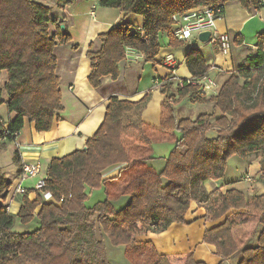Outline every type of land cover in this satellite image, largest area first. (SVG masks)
<instances>
[{
  "label": "trees",
  "instance_id": "obj_1",
  "mask_svg": "<svg viewBox=\"0 0 264 264\" xmlns=\"http://www.w3.org/2000/svg\"><path fill=\"white\" fill-rule=\"evenodd\" d=\"M77 1H96L100 7L143 18L139 31L130 32L126 24H118L99 35L100 50L87 53V81L92 88H98L105 77L118 78L126 48L136 50L151 63L161 49V34L167 35L170 48L182 46L174 31L190 10L208 6L224 9L230 1L246 9L264 7L261 0H54L58 8ZM52 15L51 7L35 0H0V74L6 73V81L0 83V106L5 105L13 115L7 123L0 118V148L14 141L25 119L35 132H48L59 118L62 104L53 51L57 45L68 44L70 36L66 26L60 29L64 19ZM255 47L257 52L230 74L213 97L201 95L198 86L186 80H182L183 87H175L173 97L169 95V77L161 80V93L167 96L158 129L141 120L150 91L137 102L110 97L104 120L85 142V149L48 163L42 191L49 192L52 199L45 202L34 190L19 194L16 217L26 224L37 211L36 230L14 231V218L5 204L7 194L0 197V264H109L104 237L111 246L123 247L131 264H171L167 256L157 254L150 241L137 237L185 225L193 203L208 205L204 218L210 222L231 210L257 216L262 229L256 245L243 249L237 264H264V195L246 197L234 189L221 193L223 186L207 193L204 188L207 181L223 182L227 160L232 156L244 160L254 154L264 181V31L257 35ZM184 62L192 79L206 76L211 68L195 47L188 50ZM187 96L192 97V103H213L219 116L211 113L195 120H178L172 107ZM209 130H215V136L207 137ZM155 138L173 141L161 171L155 170L150 158L133 159L125 144L130 139L148 147ZM17 158L16 153L15 162ZM120 164L126 166L122 173L129 179L120 194L128 201L116 209L106 193L102 201L88 207L90 191L102 188L106 192L102 172ZM19 168L21 174L22 165ZM31 192L35 194L32 200L28 197ZM202 242L213 248V255L221 262L238 250L227 220L204 230ZM184 264L206 263L190 254Z\"/></svg>",
  "mask_w": 264,
  "mask_h": 264
},
{
  "label": "crops",
  "instance_id": "obj_2",
  "mask_svg": "<svg viewBox=\"0 0 264 264\" xmlns=\"http://www.w3.org/2000/svg\"><path fill=\"white\" fill-rule=\"evenodd\" d=\"M35 1L51 7L56 18L64 19V27L66 26L70 36L68 44L57 45L53 51L57 60L56 75L59 78L62 110L58 120L53 123L48 132H35L32 123L25 119L23 128L15 140L16 143H9L0 148L2 173L6 172V175H9L3 163L6 157H8L7 164L11 167L12 184L9 189L12 192L7 194L6 198L9 207L20 197L13 193L14 187L19 184L18 178L21 175L19 166L38 163L40 166L38 175H43L44 168L48 166L51 159L62 158L75 150L83 149L87 139L95 134L103 122L110 97H116L121 101L137 102L150 91V100L142 112L141 120L144 124L158 129L161 121L162 104L167 93H161L162 88L156 87L154 81H161L169 76L168 70L162 66V60L165 56L170 54L178 62V67L174 73L176 80L170 81L172 88L169 95L176 97L174 90H176L178 80L191 78L184 57L192 47L200 50L207 65L211 67L207 76L213 80L217 94L230 74L236 72L250 54L257 52L256 37L261 31H264V7L246 9L237 1H230L225 4L222 15L214 22L211 29L213 39L211 38L206 43L196 41L194 45H191V42L196 39V35L189 42H183L182 46L172 49L167 46V35L161 34V49L153 62L146 63L144 59L133 62L131 60L135 55H132L131 60H123L119 64V76L116 80L105 77L101 80L98 88H92L87 81L89 74L87 53H95L100 50L99 35L106 33L111 27L118 24H126L130 32L139 31L143 27V18L138 15L125 16L118 9L100 7L96 1H77L69 7L61 8L57 7L54 0ZM222 35H227L229 39L230 48L227 52L221 50L220 42L217 39ZM5 81L6 73L2 72L0 83L3 84ZM216 94L206 97L210 98ZM184 99L192 102L190 96ZM202 105H210L213 108L211 102ZM12 117L13 115L8 112L6 106L1 105L0 118L2 121L7 123ZM164 145L167 146H164L163 152L161 151L162 143L158 144L157 150L154 149V143H151L152 149L150 148V153L146 156L151 159V163L164 161L172 149L173 141L165 142ZM9 152L11 154H8ZM16 153L18 155L17 162L14 160ZM125 168L124 164L114 165L102 172V179L105 180L106 185L104 195L107 193L112 196L111 185L115 184L118 179H123L125 175L122 172ZM258 170L259 166L257 165ZM25 182L26 180L21 183L23 190H34L24 188ZM220 186H223L221 191L225 192L234 188L235 184L228 185L227 189L224 190L225 185H222V181L204 183L207 193H211ZM28 197L31 200L34 199V192H31ZM121 198L123 196H120L119 201L117 199L113 202L118 205L122 202ZM125 198H123L124 203L128 201ZM205 247L211 248L207 245ZM175 261L176 264H184L178 257Z\"/></svg>",
  "mask_w": 264,
  "mask_h": 264
},
{
  "label": "rangeland",
  "instance_id": "obj_3",
  "mask_svg": "<svg viewBox=\"0 0 264 264\" xmlns=\"http://www.w3.org/2000/svg\"><path fill=\"white\" fill-rule=\"evenodd\" d=\"M54 16L55 15L53 14L52 17ZM50 32H54L53 26H50ZM195 35L196 34H194V36ZM174 91L176 92V90ZM172 108L174 116L178 120H195L201 114L211 113L219 116V112L214 108V104L212 108L210 105L192 103L187 99H181ZM215 134V130H209L206 133V136L212 137L215 136ZM128 140L125 144L130 150L133 159L144 158L150 153V146L142 147L135 144L132 140ZM165 142L166 141L164 140H156L155 138L152 143H154V149L156 150L159 148L158 144L162 143L163 146H161V151L164 152V146H167L164 145ZM172 147L173 146H171V148ZM8 154H11V152H9ZM7 160L8 157L3 160V163L5 164L4 167L6 168L9 175H6V172L2 173V170L0 169V197L6 195L8 190V194L12 192L9 188H7L8 186L6 184V182L12 184V177L10 176L11 167L8 166L9 164H7ZM150 164L155 168L156 171H161L164 167L165 162L163 160H160L155 164ZM257 165L259 166L258 171ZM46 169L47 167L44 168L43 175L25 179L26 182L24 188L34 189L37 182L45 178ZM260 176L261 167L258 158L254 154L247 156V158L244 160L237 156H232L227 160L226 174L225 178L223 179L222 185H225V190L227 189L226 187L228 185L235 184V189H232L241 191L246 197L261 196L264 195V181L260 179ZM127 178L128 175H125L123 177L124 181H122L123 179L120 178L115 182V184L111 185V201H117V199L118 201L120 200V196H122L120 192L123 185L127 181ZM221 193L224 192L221 191ZM104 198L105 195L102 188L92 190V192L89 193L86 205L88 207H92L94 204H96L98 201H102ZM123 198H125V196H123ZM123 198H121L122 202L116 206V209H121L125 205V203L123 202ZM5 204L9 205V202L5 201ZM19 207L20 200H17L16 202L11 203L10 207L8 208V211L14 218L13 230L16 232H32L36 230L39 227V223L36 219L37 211L35 212V216L32 221L26 224H22L16 217ZM207 207L208 205L197 206L195 203H193L191 205L189 213L186 216L185 225H172L165 231L145 232L139 235L137 239L150 241L157 254L167 256L171 264H176L175 259L177 257L180 258L182 262H184L185 258L190 254L193 255L196 261H201L206 264H237L241 256V251L247 247H253L256 245L257 238L262 229V226L259 223V218L255 215L248 214L244 210H231L226 216L220 218L217 221L210 222L206 221L204 218L209 209ZM225 220L230 223L231 235L235 243L237 244L238 250L230 258H227L223 262H221V260L213 255L212 247H205L206 244L202 242V236L204 230L216 226L219 223L224 222ZM103 243L105 245V252L109 264H131L124 256L123 247L111 246L106 237L103 238Z\"/></svg>",
  "mask_w": 264,
  "mask_h": 264
},
{
  "label": "built area",
  "instance_id": "obj_4",
  "mask_svg": "<svg viewBox=\"0 0 264 264\" xmlns=\"http://www.w3.org/2000/svg\"><path fill=\"white\" fill-rule=\"evenodd\" d=\"M261 3L264 6V0H261ZM223 13V9L217 6H208L199 9H194L186 12L180 19V23L178 24L176 30L174 31V37L181 42H189L190 39L194 36V34H198L203 31H210L214 26L215 20L220 17ZM174 20H176L174 18ZM195 35V36H196ZM212 38V37H211ZM210 38V39H211ZM213 39V38H212ZM220 42L221 50L223 52H227L230 48L229 39L227 35H222L217 38ZM132 55L135 57L132 59ZM140 59H144V56L137 52L132 48L125 49V59L124 60H131L133 62L139 61ZM162 66L168 70L169 72V79L176 80L174 73L178 67V62L172 55H167L162 60ZM186 83L189 85L198 86L199 92L201 95L210 96L216 94V87L213 82L207 75L199 78V79H192L186 80ZM163 83L159 80L154 81V85L156 87H161ZM184 82L182 80H178L177 86L183 87ZM19 135V134H18ZM17 135V136H18ZM17 138V137H16ZM12 143H16L15 140ZM40 172V166L38 163L33 165L22 164V173L19 177V184L14 187L13 193L14 194H23L25 190L22 189L21 183L27 178H34ZM45 178L39 180L35 185L34 191H38L41 193L42 199L45 202H48L52 199V196L49 192L42 191L44 188ZM9 192V190H8ZM7 192V194H8Z\"/></svg>",
  "mask_w": 264,
  "mask_h": 264
},
{
  "label": "water",
  "instance_id": "obj_5",
  "mask_svg": "<svg viewBox=\"0 0 264 264\" xmlns=\"http://www.w3.org/2000/svg\"><path fill=\"white\" fill-rule=\"evenodd\" d=\"M60 29L64 30L65 27L64 25H60ZM211 38V32L210 31H203L197 34L196 39H194L191 42V45H194L196 43V41L200 42V43H206L207 41H209ZM85 149V147L83 148Z\"/></svg>",
  "mask_w": 264,
  "mask_h": 264
}]
</instances>
